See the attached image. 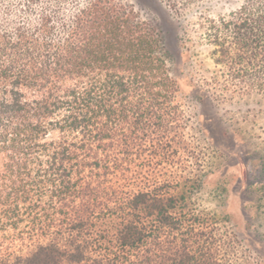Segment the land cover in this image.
<instances>
[{
	"label": "trees",
	"instance_id": "16d2710c",
	"mask_svg": "<svg viewBox=\"0 0 264 264\" xmlns=\"http://www.w3.org/2000/svg\"><path fill=\"white\" fill-rule=\"evenodd\" d=\"M202 1L164 0L179 28ZM199 27L214 80L264 95V0ZM167 40L129 0H0V264H247L199 204Z\"/></svg>",
	"mask_w": 264,
	"mask_h": 264
},
{
	"label": "rangeland",
	"instance_id": "374dc122",
	"mask_svg": "<svg viewBox=\"0 0 264 264\" xmlns=\"http://www.w3.org/2000/svg\"><path fill=\"white\" fill-rule=\"evenodd\" d=\"M143 17L162 27L181 86L190 161L202 171L199 204L228 220L236 255L247 264H264V95L227 89L217 83L199 23L238 7L243 0H203L183 12L182 26L164 0H129ZM181 23V22H180Z\"/></svg>",
	"mask_w": 264,
	"mask_h": 264
}]
</instances>
